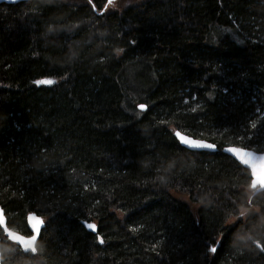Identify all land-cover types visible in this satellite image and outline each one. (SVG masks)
Segmentation results:
<instances>
[{
  "label": "trees",
  "instance_id": "1",
  "mask_svg": "<svg viewBox=\"0 0 264 264\" xmlns=\"http://www.w3.org/2000/svg\"><path fill=\"white\" fill-rule=\"evenodd\" d=\"M107 5H0V206L46 224L36 254L0 229L2 264H264V191L222 152L264 153V0Z\"/></svg>",
  "mask_w": 264,
  "mask_h": 264
},
{
  "label": "water",
  "instance_id": "2",
  "mask_svg": "<svg viewBox=\"0 0 264 264\" xmlns=\"http://www.w3.org/2000/svg\"><path fill=\"white\" fill-rule=\"evenodd\" d=\"M32 1H37V0H0V5H15V4H20V3H25V2H32ZM42 80H52V81H54V83L51 84V85L38 83V81H42ZM42 80L36 81L35 85L37 87H41V86L50 87V86H53L56 83L55 79H42ZM140 106H141V104H139L137 106V109L139 111L145 112L147 110V106L146 105H145L144 109H142ZM176 132H179L187 140H195V141H199L201 143H206V144H213V143H211L209 141H206V140L196 139V138L191 137V136H189V135H187V134H185V133H183V132H181L179 130H175L174 133H173L175 139L178 141V143L180 144L181 147H183V148H185V149H187L189 151H192V152H208V153L218 152V148H217V146L215 144H213L215 146L214 149H193L190 146L183 144L179 140V138L175 135ZM229 148L240 150V155H237L236 153L228 152ZM222 152L224 154L230 156L233 160H235L237 163H239L242 167H244L245 169L250 171L251 178H252L251 189L256 191L255 193H259V192L264 191V186H261V184H260V182L258 180V175H259L260 179H264V153H258V152H255L253 150L245 149V148L238 147V146L225 147V148L222 149ZM244 153H247L248 155H244ZM245 159L249 160L248 164L243 163V160H245ZM253 165H255V173H254ZM254 183L256 184L255 187H253ZM30 216L35 217L37 220L43 221V223L40 225L39 233H37L35 231V229H33L32 222L29 220ZM26 223H27V226H28L29 230L32 233L31 236H36V242H35L34 247L36 248V252H37V244H38V241H39V239L41 237V233H42V231L45 228V225H46L45 221H44V219L42 217H40V216H38V215H36L34 213H30L26 217ZM82 224H83V226L85 227V229L87 231L96 234L97 230L93 231V230H91V229H89L87 227L88 224H94V223H89V222H85L84 221V222H82ZM0 229L4 233L5 237L8 238L10 242H12L15 245H17L22 250V252H24L26 254H36V252H32L31 249H27L26 250L23 245H21L20 243H18L17 241H15L13 239H11L7 235V231H11L15 235L23 236L22 234H20L18 232H14V231L10 230L7 227V218H6L5 212L1 208V206H0ZM5 229H7V231ZM25 238H29V237H25ZM258 247L261 249L260 245H258ZM0 264H2V255H1V253H0Z\"/></svg>",
  "mask_w": 264,
  "mask_h": 264
},
{
  "label": "snow or ice",
  "instance_id": "3",
  "mask_svg": "<svg viewBox=\"0 0 264 264\" xmlns=\"http://www.w3.org/2000/svg\"><path fill=\"white\" fill-rule=\"evenodd\" d=\"M88 4L92 3V0H87ZM108 3L114 4L115 0H108ZM52 29H49V31H51ZM123 51L122 49H118V52ZM38 83L41 84H48L51 85L54 83V81L52 80H42V81H38ZM142 109L145 108V105L141 104L140 106ZM175 135L179 138V140L185 144L190 146L193 149H214V145L213 144H206V143H201L199 141H195V140H187L184 136H182L179 132H176ZM228 152L230 153H236L237 155H240V150L238 149H233V148H229ZM244 155H248L247 153H244ZM243 163L248 164L249 160L245 159L243 160ZM253 169H254V173H255V165H253ZM258 180L261 184V186H264V179H260L259 175H258ZM256 184H253V187H255ZM243 215V214H241ZM29 220L32 222V227L33 229H35V231L37 233H39L40 231V225L43 223V221L37 220L35 217L30 216ZM87 227L93 231L97 230V226L95 224H88ZM7 231V229H5ZM7 235L17 241L18 243H20L21 245H23L25 247V249H31L32 252H36V248L34 247L35 242H36V236H30L29 238H25L24 236H19V235H15L13 232L11 231H7ZM100 243H104L103 240H100ZM213 243H215V241H213ZM261 251L264 252V247H261ZM211 252L212 253H216L217 252V248L213 247L211 248Z\"/></svg>",
  "mask_w": 264,
  "mask_h": 264
},
{
  "label": "rangeland",
  "instance_id": "4",
  "mask_svg": "<svg viewBox=\"0 0 264 264\" xmlns=\"http://www.w3.org/2000/svg\"><path fill=\"white\" fill-rule=\"evenodd\" d=\"M142 1L144 0H115L114 4L110 5L108 3L106 10H122V8L140 4ZM171 194L175 199L187 203L190 206L193 214L196 215L199 206L191 201L190 196L188 194H183L176 191H172ZM251 210L252 209H241V214L244 215L246 214V212H249ZM236 222L237 219L234 218L230 220L229 224H235Z\"/></svg>",
  "mask_w": 264,
  "mask_h": 264
},
{
  "label": "flooded vegetation",
  "instance_id": "5",
  "mask_svg": "<svg viewBox=\"0 0 264 264\" xmlns=\"http://www.w3.org/2000/svg\"><path fill=\"white\" fill-rule=\"evenodd\" d=\"M6 216V215H5ZM6 218H7V216H6ZM26 225H27V223H26ZM7 227H8V221H7ZM11 230V229H10ZM27 230H28V234L26 235V234H22L23 236H25V237H30L31 235H32V233H31V231L29 230V228H28V226H27ZM13 231V230H12ZM15 232V231H14ZM3 233V232H2ZM21 234V233H20ZM3 238H5L7 241H9V239L8 238H6L5 237V235H4V233H3ZM40 240V239H39ZM10 242V241H9ZM2 243V240H0V244ZM12 243V242H11ZM38 243H39V241H38ZM14 244V243H13ZM37 246H38V244H37ZM22 251V250H21Z\"/></svg>",
  "mask_w": 264,
  "mask_h": 264
}]
</instances>
